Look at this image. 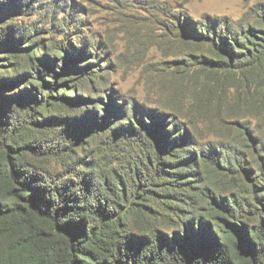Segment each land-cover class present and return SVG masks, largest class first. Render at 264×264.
Here are the masks:
<instances>
[{
	"label": "rangeland",
	"instance_id": "374dc122",
	"mask_svg": "<svg viewBox=\"0 0 264 264\" xmlns=\"http://www.w3.org/2000/svg\"><path fill=\"white\" fill-rule=\"evenodd\" d=\"M256 11L264 14V0H0V95L13 91L19 99L18 89H26L21 103L39 122L30 124V137L40 139V127L52 129L41 156L46 169L65 176L86 172L93 181L101 175L118 181L126 194L149 188L146 165L151 171L163 166L165 176L186 167L163 156L173 157L170 151L180 147L185 157V143L197 162L195 173L185 176L198 186L171 200L185 199L201 213L220 198L243 202L253 180L264 181V128L236 103L181 79L190 50L173 14L244 26L254 24ZM3 107L7 113L13 108ZM74 116L81 119L69 136L66 123ZM164 130L176 143L161 142ZM63 143H73V152L70 146L63 152ZM157 193L152 195L165 199Z\"/></svg>",
	"mask_w": 264,
	"mask_h": 264
},
{
	"label": "trees",
	"instance_id": "16d2710c",
	"mask_svg": "<svg viewBox=\"0 0 264 264\" xmlns=\"http://www.w3.org/2000/svg\"><path fill=\"white\" fill-rule=\"evenodd\" d=\"M161 12L171 14L163 8ZM173 18L190 50L189 67L181 79L190 88L200 84L206 94L236 103L264 128V14L256 11L254 24L244 26L215 18L187 21L176 13ZM9 38L8 33L5 40ZM27 58L33 68V52ZM25 91L18 89L19 99L13 91L0 95V264H264V181L253 180L243 202L220 198L207 202L201 213L187 207L185 199L170 198H180L178 192L192 193V185L198 186L188 184L190 177L185 176L197 168L185 143L180 145L185 157L179 154L180 147L170 151L173 157L163 156L188 167L165 176L163 166L151 171L146 165L149 188H130L126 194L118 181L101 175L100 181H93L86 172L65 176L51 171L41 156L52 129L40 127L37 132L43 136L30 137L35 130L30 124L39 122L21 103ZM5 104L13 107L9 113ZM40 107L45 108L46 102L41 101ZM79 119L74 116L66 123L69 136ZM159 132L161 142L170 141L169 146L178 140L166 130ZM72 144L63 143L61 150L67 152L70 146L73 152ZM155 159L157 164L163 162L157 154ZM153 184L162 187L154 190ZM157 192L165 199L152 195ZM137 196L141 198L135 202Z\"/></svg>",
	"mask_w": 264,
	"mask_h": 264
}]
</instances>
